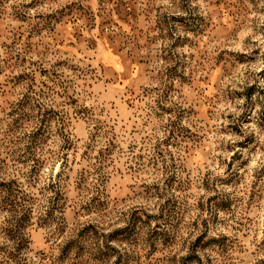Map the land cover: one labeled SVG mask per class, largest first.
I'll return each mask as SVG.
<instances>
[{"label": "rangeland", "instance_id": "374dc122", "mask_svg": "<svg viewBox=\"0 0 264 264\" xmlns=\"http://www.w3.org/2000/svg\"><path fill=\"white\" fill-rule=\"evenodd\" d=\"M0 264H264V0H0Z\"/></svg>", "mask_w": 264, "mask_h": 264}]
</instances>
